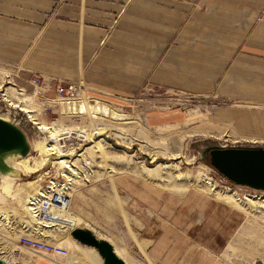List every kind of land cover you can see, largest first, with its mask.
<instances>
[{
  "label": "rangeland",
  "instance_id": "374dc122",
  "mask_svg": "<svg viewBox=\"0 0 264 264\" xmlns=\"http://www.w3.org/2000/svg\"><path fill=\"white\" fill-rule=\"evenodd\" d=\"M5 76L6 70L0 67V88ZM32 91L20 97L13 86L6 88L8 100L31 122L0 104V117L16 124L30 144L28 156L14 159L25 161L33 170L10 166L11 198L2 194L6 181L0 179V212L9 218L0 221V236L6 238V248L0 245L4 261L36 264L47 258L45 252L33 255L24 249L20 237L25 225L36 226L24 209L31 193L62 175L61 171L72 176L68 167L59 169L54 163L57 151L43 157L39 146L50 148L56 142L78 174L74 175L71 199L84 183L98 190L105 205L101 216L106 225L116 222L121 250L115 252L126 264H264V192L229 184L199 159L200 152L211 145L264 148L263 137L211 120L215 107L237 103L153 90V102L145 97L124 98L114 107L112 102L93 97L87 88L95 101L80 104L83 115L76 121L77 109L59 100L52 102L58 115H41V98ZM43 126L54 128L57 139L52 140ZM226 193L235 197L228 201ZM20 196L24 198L18 200ZM69 207L64 212L52 209L49 216L40 218L48 225L41 233L55 245L62 244L70 257L77 256L76 250L88 249L102 263L93 248L70 237L79 220ZM53 216L58 217L55 224L51 223ZM87 262L92 264L90 258Z\"/></svg>",
  "mask_w": 264,
  "mask_h": 264
},
{
  "label": "crops",
  "instance_id": "0c3cea01",
  "mask_svg": "<svg viewBox=\"0 0 264 264\" xmlns=\"http://www.w3.org/2000/svg\"><path fill=\"white\" fill-rule=\"evenodd\" d=\"M0 67L26 91L32 74L52 88L81 81L114 107L124 98L153 102V90L232 100L211 120L264 138V0H0ZM102 204L97 189L78 186L73 229L120 251ZM58 247L64 256L45 252L36 264H103L88 249L70 257Z\"/></svg>",
  "mask_w": 264,
  "mask_h": 264
},
{
  "label": "water",
  "instance_id": "95a60500",
  "mask_svg": "<svg viewBox=\"0 0 264 264\" xmlns=\"http://www.w3.org/2000/svg\"><path fill=\"white\" fill-rule=\"evenodd\" d=\"M29 153L26 134L14 123L0 117V176L11 169L6 163L8 156L24 158ZM199 159L229 184L264 192L263 147L211 145L200 152ZM69 234L81 246L93 248L103 264H126L108 241L98 238L91 230L74 228ZM0 264L6 263L0 258Z\"/></svg>",
  "mask_w": 264,
  "mask_h": 264
},
{
  "label": "built area",
  "instance_id": "2783aa9c",
  "mask_svg": "<svg viewBox=\"0 0 264 264\" xmlns=\"http://www.w3.org/2000/svg\"><path fill=\"white\" fill-rule=\"evenodd\" d=\"M26 82L32 87V92L37 91L38 96L41 98L39 101L40 114L42 113L41 115L49 116L52 113L54 114V112L58 115L57 108L55 107L56 104H52V102L60 100L72 110L77 109L76 112H78L79 116L74 119L78 121L81 119L80 116L83 115V113L80 114V104H87L89 101L94 100L93 97H90L87 94V87H85L81 82H66L57 79L53 81L55 85L52 88L50 82L44 81L41 76L35 74H32ZM9 85L13 86L16 93L19 95L28 93L26 89L16 87L13 82L6 80L0 88V104L6 109H10V111H15L17 114H24L27 117V115L22 112L19 107L14 106L6 97V88L9 87ZM50 91L53 92V96L51 98L43 96ZM58 176L53 177L52 180H49L46 184L41 185L38 192L31 193L30 198H28L26 202L27 218L33 222L34 225H36L35 227H38L39 231L28 227L29 224L25 225L23 228L25 232L22 233L20 237V244L30 253H34L33 255L38 254L37 252L41 251L62 256L66 254L63 249H60L53 243V240L50 242V238L47 239V237L42 236V229H46L48 225L38 223V219L44 218L47 215L49 216L52 209H66L70 205V193H72L73 179L75 177L73 175H68L69 177L67 178L64 175H60V179H58ZM49 226L52 228L55 227V225ZM0 245H2V249L6 248V238L4 236H0ZM2 249L0 251H2ZM0 258L2 259V257Z\"/></svg>",
  "mask_w": 264,
  "mask_h": 264
},
{
  "label": "bare ground",
  "instance_id": "6f19581e",
  "mask_svg": "<svg viewBox=\"0 0 264 264\" xmlns=\"http://www.w3.org/2000/svg\"><path fill=\"white\" fill-rule=\"evenodd\" d=\"M9 95H10V93H9ZM20 97H22L21 95H19ZM6 97H7V95H6ZM39 96H38V93H37V98H38ZM8 98V97H7ZM9 99V98H8ZM10 99H16V98H14V97H11L10 96ZM39 99V98H38ZM14 101V100H13ZM60 101V100H59ZM9 102H11L10 100H9ZM15 102H16V100H15ZM62 102V101H61ZM20 108V107H19ZM21 109V108H20ZM21 111L22 112H24L22 109H21ZM25 113V112H24ZM27 113H30V112H27ZM37 117V116H36ZM32 118H34V117H32ZM52 127H50V128H48L47 126H43V128H41V129H43V131H45V132H47L48 133V135L50 136V138L52 139V140H55V139H57V132H56V130L54 129V128H52ZM88 137H90V136H88ZM40 147V149H41V152H42V154L44 155L43 157H48V154L47 153H49V152H51V151H53L54 153L53 154H55V152L57 151V159L56 160H58L57 162H54L55 164H57L58 165V167H59V169H62L63 167H68V169H69V174H72L73 176L74 175H78L73 169H72V167L69 165V162L70 161H67V159L66 158H64V155L62 156V153H61V151L59 150V148H58V146H57V143L55 142V143H53V145L52 146H50V148H47V146H45V145H40L39 146ZM69 157H70V159L72 158V156L71 155H68ZM16 156H8L7 158H6V163L9 165V167L10 166H12L13 168L15 167H17V168H21L22 170H24V171H26V172H32L33 170H31V168H29L28 167V165H26V162L25 161H16L14 158H15ZM60 157V158H59ZM69 159V160H70ZM61 174L63 175V171H61ZM11 175V171H9V172H7V173H5V174H2L1 176H0V179H4L6 182H5V185L2 187L3 189H2V194L3 195H5L7 198H11L12 197V193H14V192H12V190H11V187H10V184H11V181H9V179H10V176ZM65 177H67L66 175H64ZM68 178V177H67ZM29 188H31L32 190H35L34 189V187H32V186H30ZM17 190H15V192H16ZM36 192H38V191H35V193ZM24 198V196H20L19 198H18V200H20L21 198ZM233 197H235V195H229L228 193H226L225 195H224V198H226V200H228V201H231L232 199H233ZM24 209L26 210V212H27V207H26V205L24 206ZM64 210L65 209H60V211H62V212H64ZM9 218H8V215L6 214V213H4V212H0V221L3 223V221H6V220H8ZM55 219H56V221L58 220V217H56V216H53V218H52V221H51V223L53 224H55L56 223V221H55ZM261 219H263V217L261 218ZM41 220L39 219L38 220V223H42L43 225H47V222H45V221H42V222H40ZM33 227V229L34 230H37L36 229V227L35 226H32ZM48 227V226H47ZM42 234V236H44L43 235V233H41ZM67 245V244H66ZM56 246H62V244H59V245H56ZM60 256H62V255H60ZM5 262L6 263H8V261H6L5 260Z\"/></svg>",
  "mask_w": 264,
  "mask_h": 264
}]
</instances>
